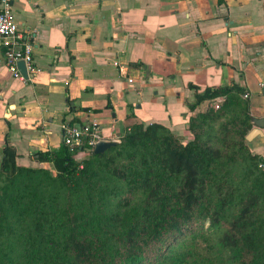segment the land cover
Here are the masks:
<instances>
[{
    "label": "trees",
    "instance_id": "1",
    "mask_svg": "<svg viewBox=\"0 0 264 264\" xmlns=\"http://www.w3.org/2000/svg\"><path fill=\"white\" fill-rule=\"evenodd\" d=\"M233 86L189 119L190 138L137 124L103 153L36 152L53 169L0 165V264H264V158L245 139L247 103ZM262 165V168L260 167Z\"/></svg>",
    "mask_w": 264,
    "mask_h": 264
},
{
    "label": "crops",
    "instance_id": "2",
    "mask_svg": "<svg viewBox=\"0 0 264 264\" xmlns=\"http://www.w3.org/2000/svg\"><path fill=\"white\" fill-rule=\"evenodd\" d=\"M11 1L39 71L13 78L0 45V165L8 144L17 165L52 170L34 154L60 149L65 124L94 122L114 141L179 119L190 134L210 102L188 104L206 88L237 86L251 129L264 118V0ZM260 129L248 143L264 155Z\"/></svg>",
    "mask_w": 264,
    "mask_h": 264
},
{
    "label": "built area",
    "instance_id": "3",
    "mask_svg": "<svg viewBox=\"0 0 264 264\" xmlns=\"http://www.w3.org/2000/svg\"><path fill=\"white\" fill-rule=\"evenodd\" d=\"M0 45L4 63L13 78L26 81L39 71L33 57V43L19 30L11 0H0ZM19 61L24 63L27 78H24L18 68ZM243 98H248V93H245ZM222 102L223 98H215L209 103V108L218 110ZM62 134V143L73 158L80 152L90 154L95 145L104 140L99 126L94 122L84 126L65 124L62 126ZM114 141L119 142L117 139ZM74 160L79 162L78 167L82 168L84 159Z\"/></svg>",
    "mask_w": 264,
    "mask_h": 264
},
{
    "label": "water",
    "instance_id": "4",
    "mask_svg": "<svg viewBox=\"0 0 264 264\" xmlns=\"http://www.w3.org/2000/svg\"><path fill=\"white\" fill-rule=\"evenodd\" d=\"M18 68H19L21 74L24 76V78H27V73L25 71L24 63L22 61L18 62ZM263 91H264V86H263ZM253 122L255 123L257 128H252L248 131V133L245 136V139L247 141H251L256 136L263 135V132L261 131L260 128H264V118L253 120ZM116 144H117L116 141L102 140V141H99L95 145L92 152L94 154H100V153H103L104 151H106L107 149L115 146Z\"/></svg>",
    "mask_w": 264,
    "mask_h": 264
},
{
    "label": "rangeland",
    "instance_id": "5",
    "mask_svg": "<svg viewBox=\"0 0 264 264\" xmlns=\"http://www.w3.org/2000/svg\"><path fill=\"white\" fill-rule=\"evenodd\" d=\"M168 107L172 108L173 106H172L171 103H169ZM171 112H172L173 116L177 115V112H175L173 110H171ZM169 125L171 126L170 129L173 131V133L176 136H178V137H180L181 139H184V140H188L190 138V134L188 133V130H186V128L182 126V123L180 122L179 119H173L172 121L169 122ZM117 140H119V142H120V138L117 139ZM119 142H117V143H119ZM260 156L262 158H264V155H260ZM260 167L262 168L261 164H260Z\"/></svg>",
    "mask_w": 264,
    "mask_h": 264
}]
</instances>
